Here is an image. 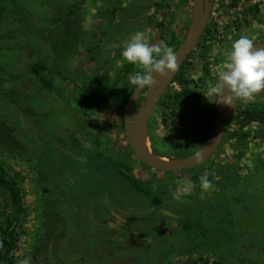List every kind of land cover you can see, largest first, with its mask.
Wrapping results in <instances>:
<instances>
[{"label": "rangeland", "instance_id": "374dc122", "mask_svg": "<svg viewBox=\"0 0 264 264\" xmlns=\"http://www.w3.org/2000/svg\"><path fill=\"white\" fill-rule=\"evenodd\" d=\"M68 1L25 0V8L15 3L0 22V165L10 174H19L23 206L16 229L14 264H73L65 245L72 236L75 216L67 210L68 205L62 207L63 193L56 186L58 180L76 183L79 175L80 182L72 185L74 189L79 186L77 192L64 194L67 204H78V197L94 200L103 194L111 205H120L122 198H132L131 203L140 200L138 191L150 198L162 195L161 206L171 209L177 223L187 225L193 232L190 236L163 238L159 248L144 250L140 264H213L215 260L223 264H264V168L258 167L254 173L239 167L218 172L199 164L175 171L151 170V179L145 187L130 176L121 180L111 169L119 149L130 160L129 165L135 166L134 170L143 172L147 166L131 156L130 147H122V128L118 123L115 129V119L120 120L113 106L103 101L102 90L88 93L84 89V85L92 84L88 74L71 78L78 82L71 83L56 72L69 75L68 68H76L85 55L95 58L100 49V60L106 66L103 73L111 82L114 74L122 73V66L128 63L121 53L135 33L142 32L149 45L170 38L171 33L177 40L183 34L185 37L191 22V2L79 0L80 4L73 2L67 8ZM246 36L252 40L263 37L264 20L249 24ZM203 61V57H194L188 73L191 78H199L196 88L201 96L197 100L175 102L176 88L155 106L147 126L148 148L152 153L154 147L161 152L155 154L167 157L196 147L200 132L192 125L191 114L207 99L204 95L212 85L210 76L201 69ZM34 62H46V70L39 75L48 76L64 99L42 88L41 97L51 96L53 101L37 100L30 90L36 83L29 72ZM223 62H217V70ZM79 92L83 93L80 96L85 102L88 125L75 117L77 109L72 103L80 98ZM37 105L39 108L49 105L51 110L41 120L44 132L36 134L35 129L33 140L30 124L35 120L33 107ZM87 126L100 135V145H95L92 136H88ZM72 131L92 147L82 150L62 143L59 135L66 137ZM110 133L117 136L111 137ZM38 173L41 178L37 177V187L33 176ZM121 174L127 175L126 170ZM204 174L213 189L194 188L190 195H184L182 188L188 184L179 187L175 182L176 175ZM174 192L181 193L179 200L173 197ZM13 210L10 194L0 187L1 225ZM202 225L204 231L200 230ZM193 228L199 229V233ZM189 241L199 243V247H186Z\"/></svg>", "mask_w": 264, "mask_h": 264}, {"label": "flooded vegetation", "instance_id": "af4514ba", "mask_svg": "<svg viewBox=\"0 0 264 264\" xmlns=\"http://www.w3.org/2000/svg\"><path fill=\"white\" fill-rule=\"evenodd\" d=\"M210 1L211 5L208 20L197 41L196 47L190 52L192 54L188 53L183 60L172 80L159 97L156 105L161 102V99L165 94L172 92V90L176 88L178 91L184 90V85L179 80L182 74L185 75L183 82H186V88H188L189 91L199 92L198 88H196L199 84V78H191L188 76V73L191 71L192 60L194 57L204 58L201 69L207 77L210 76L211 83L214 84L217 80V67L219 66L217 62L226 59L227 53L231 50L232 42L241 36H246V30L249 24L257 21L259 23L264 20V0ZM190 2L192 4V1ZM205 39L206 41H204ZM164 40L165 39L162 38L157 45L163 44ZM260 41H264V36L253 40L254 43ZM99 50L100 49H98L95 58H86L87 55H85L84 59L80 60V63L76 68H68L69 75L62 74L58 70H56V72L62 77H67L66 79L69 82L71 81V83H78L71 80V78L78 76L82 77L83 74H88L92 84L84 85V89L88 90V93L100 91L101 88L98 86L99 79H107V76L106 73H103V71L106 70V66H103L100 60L102 54L101 50ZM44 64H46V62L43 63L42 70H46L47 68ZM87 67H89V70H86ZM140 70L141 68L139 65H133L128 62L122 66V73L116 72L111 81L116 83L119 82L121 85L127 84L128 86H132L133 91L135 86L129 83V77ZM35 82L36 83L32 84L30 90H32L34 95L36 94L37 100L44 99L42 101H46L47 103L53 101L51 96L49 98L44 96L41 97L40 93L42 92V88L53 92L57 97L59 96L60 99H64V96L60 94L61 91L56 88L55 84L52 83L48 76L44 77L38 73L35 76ZM81 89L80 86L78 90L81 91ZM148 90L149 88L142 89L135 105V111L146 100ZM82 94L83 93L79 92L80 98L78 101L73 102L72 105L77 109L75 117L80 119L81 123L86 122L87 124V110L85 108V102L81 99V96H83ZM47 99L50 100L47 101ZM216 107L217 103H215V115ZM48 110H51L49 105L48 107L46 105L45 108H39V105L33 107V115H35L33 123L35 124H30L33 140H35V133L39 134L40 132H44L41 120L46 116ZM113 110L118 117V113L114 107ZM115 120L116 122L114 126L116 129L118 128V123L121 124V122L118 121L117 118ZM214 122L215 116L213 118L212 126L205 137L203 133L199 131L201 128L198 126L196 127L200 132L197 138L198 142L196 147L192 150H183L180 157L191 154L204 144L213 129ZM60 127L63 126H59V128ZM33 131H35L34 134ZM88 131V136H92L91 138L94 144L100 145V135L96 132H92L89 127ZM108 135L111 137L117 136L116 133H113L112 135L110 133ZM65 136L66 137H60L59 135V138H62V143L65 142L75 149H82L86 143L85 138L77 136L75 131H72ZM120 137L124 140V142H122V147L131 148L125 135L124 125ZM35 149L36 147L34 146L32 150L34 153ZM39 149L44 150L42 146H39ZM131 150L133 152V155L131 156L136 158L138 162L146 165L147 169H143V172L134 170L135 166L129 165L130 160H128L127 157H124L123 151L120 149L117 151V156L115 155L117 161L111 169L121 180L130 176V178L134 179L142 187H145L149 184L148 182L151 179V170L154 171L160 169L145 164L139 159L132 148ZM175 154L166 156L169 158H178L175 157ZM200 165H203L204 168L208 167L216 169L218 172L223 171L224 168L239 167L241 169L243 168L246 172L249 171L254 173L258 167L264 168V90L255 94L254 99L251 101L236 99L233 113L224 128L220 142L210 156L204 162L200 163ZM124 169L126 170L127 175L121 174ZM33 172H35L34 169ZM39 176V173L38 175L33 176L34 183L37 187L39 186L37 180L38 178H41V176ZM51 176L50 177L53 178V175ZM76 178L80 182V175L76 176ZM78 181H76V183ZM175 182L178 185L180 184L179 187H182L184 184H190L191 191H193L192 189L194 188H198V190L202 189L200 186V177L198 175H176ZM76 183L70 185L58 180L56 186L59 189V192L63 193L62 207L65 209V206L68 205L69 208L67 210L75 216L73 231H71L72 236L65 245L66 252L72 257L73 264H112L114 259L123 258L131 259V261L135 260L134 264H140V255L144 253V250L148 248H159L163 238L171 239L172 236L177 238L180 234L187 236L193 234L187 225L180 226L179 223H177V216L173 214L171 209L161 206L160 199L163 198L162 195L158 198H150L149 195L142 194V192L138 191L141 195L140 200H135L134 203H131L129 200H132V198H122L123 203L120 205H111L112 203H109L107 195L105 196L103 194L94 200H90L88 197L86 198L89 199L87 201L86 199L78 197V204H67V196H64V194L68 192L71 194L74 193V191L77 192L79 186L77 185L75 189L72 186ZM192 186L194 187L192 188ZM41 188L43 191L44 187ZM39 190L40 189H38L37 194L40 198ZM201 227L203 229L200 230L204 231L205 228L203 225ZM194 230L198 232L199 229ZM194 234L196 235L195 232ZM202 245L204 246V243H202ZM186 247L197 248L199 247V243L189 241Z\"/></svg>", "mask_w": 264, "mask_h": 264}, {"label": "clouds", "instance_id": "9594fccd", "mask_svg": "<svg viewBox=\"0 0 264 264\" xmlns=\"http://www.w3.org/2000/svg\"><path fill=\"white\" fill-rule=\"evenodd\" d=\"M254 45L253 40L247 36L232 42L231 50L218 68L216 82L209 86L206 95L203 94L210 102L231 106L233 100L251 101L255 94L264 90V48ZM121 55L124 60L142 69L129 77V83L139 90L153 87L157 83L153 73L163 77L175 72L178 67L172 47L165 44L149 45L142 32L131 37ZM84 147L91 148L92 145L85 143ZM197 158L194 156V159ZM200 186L204 191L214 188L207 174L200 177ZM182 194H191L190 184L183 186ZM173 197L179 200L181 193L174 192Z\"/></svg>", "mask_w": 264, "mask_h": 264}, {"label": "water", "instance_id": "95a60500", "mask_svg": "<svg viewBox=\"0 0 264 264\" xmlns=\"http://www.w3.org/2000/svg\"><path fill=\"white\" fill-rule=\"evenodd\" d=\"M192 12L191 22L189 24L188 33L182 43L174 50L177 56V69L175 72H170L166 76H159L153 73L157 83L150 87L147 93L146 100L135 111V105L141 90L133 89L128 97L124 112L123 125L127 140L139 159L150 167L164 170L175 171L184 168H190L204 162L217 147L221 140L224 128L233 113L236 100H233V105L224 106L217 103L216 115L213 129L204 142V144L189 155L179 158H169L162 155L152 153L148 148V120L154 110L156 102L164 92L166 86L172 80L178 68L190 53L196 47L197 41L203 32L211 5L210 0H191ZM255 47L264 48V41L255 42ZM227 94V89H225ZM194 156L198 157L194 159ZM131 259H114L112 264H134Z\"/></svg>", "mask_w": 264, "mask_h": 264}, {"label": "trees", "instance_id": "16d2710c", "mask_svg": "<svg viewBox=\"0 0 264 264\" xmlns=\"http://www.w3.org/2000/svg\"><path fill=\"white\" fill-rule=\"evenodd\" d=\"M25 0H0V22L3 19H6V15L8 12L12 10L15 3H18L20 7H24L23 2ZM27 1V0H26ZM39 1V0H38ZM187 3H190L191 0H184ZM75 3V5L80 4L79 0H69L68 4L65 7L70 8L73 5L71 3ZM42 2H39V4ZM35 5V4H34ZM42 5L46 6V4L42 3ZM25 8V7H24ZM184 34L182 39L177 40L173 33H171V37L164 40L165 45L170 46L173 50L180 44V42L184 39ZM206 41V39L204 40ZM192 54V53H189ZM12 68V67H11ZM43 63L34 62L29 66V72L34 77L42 70ZM142 71V69L140 70ZM185 79V75L182 74L179 80L184 85L183 91H178L174 94V101H180L183 99H193L197 100L200 97L199 92L189 91L186 88V82H183ZM120 81V80H119ZM119 83V82H118ZM116 82H109L107 79H99L98 86L102 90V99L105 102H109L117 111L118 118L121 122V128L123 130V112L125 108L126 101L132 92V86H128L127 84L118 85ZM173 100V99H172ZM215 116V103L210 102L208 99L204 100V102L194 109L192 117V125L194 127H200L204 137L209 132L213 118ZM154 153H161L156 148H152ZM182 155L181 152L175 154V157H180ZM18 173L10 174L4 170V168L0 165V187L4 188L10 194L12 204H13V212L6 218V222L4 225L0 224V264H14L13 251L15 249L17 243V227L20 222V213L23 210L22 206V193L18 184ZM213 264H223L219 261H213Z\"/></svg>", "mask_w": 264, "mask_h": 264}]
</instances>
